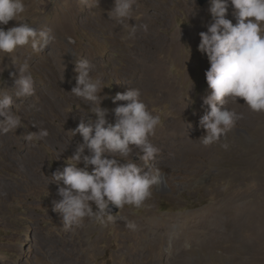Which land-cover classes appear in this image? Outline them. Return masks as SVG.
<instances>
[{"label": "rangeland", "instance_id": "1", "mask_svg": "<svg viewBox=\"0 0 264 264\" xmlns=\"http://www.w3.org/2000/svg\"><path fill=\"white\" fill-rule=\"evenodd\" d=\"M24 2L21 18L38 31L50 29L56 40L40 53L30 44L0 52V86L14 88L12 66L25 60L35 81L33 96L14 97L12 111L22 126L0 133V264H264V112L252 111L243 98L230 99L226 107L242 118L219 143L198 140L210 67L198 44L211 22L209 3L137 0L126 25L138 30L129 38V28L108 17L113 0L98 6L90 0L91 7L80 0ZM232 11L229 6L227 18L235 23ZM79 59L92 62L93 75L105 81L101 95L108 98L101 106L110 122L113 109L125 103L113 98L128 86L139 89L160 117L149 140L161 151L144 167L159 169L161 182L141 207L118 210L115 222L85 219L82 227L66 230L52 211L60 197L51 176L71 162L82 142L71 130L89 115L88 102L70 93ZM39 129L48 136L26 139Z\"/></svg>", "mask_w": 264, "mask_h": 264}, {"label": "clouds", "instance_id": "2", "mask_svg": "<svg viewBox=\"0 0 264 264\" xmlns=\"http://www.w3.org/2000/svg\"><path fill=\"white\" fill-rule=\"evenodd\" d=\"M193 2L196 5L195 0ZM208 2L211 22L207 31L199 33L198 44V50L206 54L210 64L205 72L208 89L201 98L202 107L208 110L199 122L204 134L198 140L204 146L219 143L242 118L226 107L230 99L237 103L238 97L243 98L252 111L264 112V0ZM98 3L99 0H94L96 6ZM80 4L93 6L90 0H80ZM136 4L137 0H113L108 11L109 19L129 28V38L138 30L136 24L126 25V21L132 19ZM229 6L233 8L235 23L227 18ZM26 9L24 0H0V52L11 54L17 47L30 44L34 52L40 53L56 40L50 29L38 31L21 18ZM10 21L17 23L5 29ZM139 28L146 32L148 25L142 24ZM67 42L75 43L71 36L67 37ZM12 67L15 68L10 73L14 88H8L5 83L0 86V133L4 134L22 126L21 116L12 111L14 97L22 99L35 94L28 61ZM3 70L0 68V72ZM95 71L96 66L88 59L75 61L76 83L70 93L88 102L89 115L80 117L71 130L72 137L77 134L82 137L70 157L71 162L56 169L51 176L60 197L53 202L52 211L60 214L66 230L82 227L85 219L102 224L115 222L113 208L120 211L125 205L141 207L151 197L153 186L161 182L159 169L148 167L145 170L144 167L161 151L149 140V136L155 135L160 117L149 110L139 89L128 86L125 92L113 98L114 103H125L113 109L114 122H110L109 110L101 106L108 98L101 95L106 88L105 81L102 76H94ZM189 92L187 107L193 104ZM48 134L46 129H39L28 132L26 139L39 140ZM221 147L227 149L229 145L222 143ZM81 164L83 166H79ZM125 222L128 229H137L135 222Z\"/></svg>", "mask_w": 264, "mask_h": 264}, {"label": "water", "instance_id": "3", "mask_svg": "<svg viewBox=\"0 0 264 264\" xmlns=\"http://www.w3.org/2000/svg\"><path fill=\"white\" fill-rule=\"evenodd\" d=\"M188 1L193 2V0H188ZM195 2H197L199 6H204V5L209 3L208 0H195ZM202 56H203V59L207 63H209L206 54H202ZM205 82H206V78H205ZM118 210L119 209L113 208V214H116L118 212Z\"/></svg>", "mask_w": 264, "mask_h": 264}, {"label": "bare ground", "instance_id": "4", "mask_svg": "<svg viewBox=\"0 0 264 264\" xmlns=\"http://www.w3.org/2000/svg\"><path fill=\"white\" fill-rule=\"evenodd\" d=\"M146 19V18H145Z\"/></svg>", "mask_w": 264, "mask_h": 264}]
</instances>
